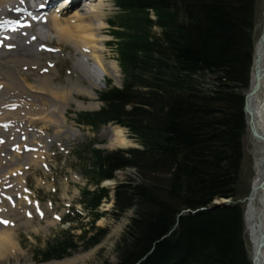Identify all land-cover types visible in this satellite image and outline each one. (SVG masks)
<instances>
[{"label":"trees","instance_id":"obj_1","mask_svg":"<svg viewBox=\"0 0 264 264\" xmlns=\"http://www.w3.org/2000/svg\"><path fill=\"white\" fill-rule=\"evenodd\" d=\"M114 1L121 14L109 24L122 85L107 87L100 110L77 121L93 128L116 124L141 148L78 149L86 156L83 174L95 186L82 193L89 229L49 249L42 261L60 260L80 243L97 245L105 231L94 223L109 192L98 184L131 169L135 178L113 191L116 217L132 212L115 247L116 264H250L241 207L209 206L241 194L255 0ZM200 208L206 210L177 221Z\"/></svg>","mask_w":264,"mask_h":264},{"label":"bare ground","instance_id":"obj_2","mask_svg":"<svg viewBox=\"0 0 264 264\" xmlns=\"http://www.w3.org/2000/svg\"><path fill=\"white\" fill-rule=\"evenodd\" d=\"M54 1L56 0H47V3L50 4ZM110 1L71 0L69 3L73 7L67 11L65 9L61 15L58 16L57 10H54L48 16L41 17L48 20L45 26L41 25L42 28L40 27L45 32L38 31L36 33L35 29L26 35L21 34L20 38L16 36L15 42L2 44L4 49L0 48V138H4V143L0 145V196L5 194L16 201L22 195L25 196L23 190L27 183V171L33 167H40L44 161L45 152L41 143H46L48 139L45 138L44 131L50 129L51 125H55L59 126L56 127L54 133L55 138L62 135L73 136L74 133L71 131L62 130L66 119L65 106L68 102L75 103L78 109L95 106L94 104L85 106L82 102H76L73 94L84 95L91 99L94 94L84 85V81L93 89H97L101 82L98 73L86 67L82 68V64L78 62L75 63L78 75L73 81L68 78L65 86L55 83L56 72L51 68V65H49L51 74H39L35 82H30L24 74H21V70L33 69L39 64V58L44 49L43 44L46 43L43 38L47 37L42 34L52 33L58 44L71 45L83 59L89 60L97 66L102 74H106L109 68L118 71L114 62L106 63L104 56L106 37L102 35V31L107 25L103 19L106 9L110 6ZM26 4V0L23 2L22 0H0V18L14 16L13 11L26 7ZM26 8L30 9L28 6ZM59 8L60 6L57 7V9ZM10 44H16L17 48L22 47L23 53L15 51V54H10L12 52H7L5 47ZM263 64L264 48L258 45L253 55L251 89L259 87L246 111L247 156L252 160L254 169V175L250 182L252 211L246 231L253 247L260 248L262 243L263 247L261 246L260 252L264 255V191L259 182L261 164L264 161ZM105 133L109 137L108 147L124 148L127 146L121 129L112 128ZM23 136L24 140L21 139ZM25 146L31 147L27 153L22 151ZM12 147H14L13 151H11ZM19 172L22 173L21 176L18 175ZM106 184L110 185V182ZM24 198L14 205L0 197V220L8 221L7 224L0 223V264H10L14 259L21 257V249L15 241L17 227L23 224L29 225L31 220L39 221V218L34 219L30 215L23 204L20 208V202L28 201V197ZM33 230L36 231V229ZM83 259L84 256H80L51 264H76Z\"/></svg>","mask_w":264,"mask_h":264},{"label":"rangeland","instance_id":"obj_3","mask_svg":"<svg viewBox=\"0 0 264 264\" xmlns=\"http://www.w3.org/2000/svg\"><path fill=\"white\" fill-rule=\"evenodd\" d=\"M109 5L110 6L106 9L103 19L107 25L102 31V35H105L106 37L104 56L106 58V63L112 64V62H114L118 71L117 69L111 70L109 68L104 76L103 82L98 84L97 89L89 87V84L84 81V85L89 91L93 92V98L89 99L84 95L73 94L76 102H82L85 106H88V104L95 105L87 109H78L75 103H67L65 106L66 119L62 130L71 131L74 133L73 136L62 135L58 138H54L53 135L56 131V127H59L55 125H51L50 129L45 130V134L49 137L48 141H50V143H44L46 147L48 146L46 148L47 154L44 162L45 166L44 168L33 167L27 172V186L31 191L32 199L38 200L39 209L44 217L39 218L38 222L36 220H31L29 225L23 224L17 227L15 231V241L21 249L22 254L20 258L14 259L10 264H51L66 259H74L75 257L80 256H84V259L76 264H116L118 262L115 247L129 223L132 212L129 211L119 218L116 217L113 209V192H110V199H108V201H103L98 210L103 217L95 223V227H98L105 232L97 245L89 247L88 249H83L85 242L80 243L78 244L76 251L71 252L68 256H65L60 260L42 261L43 255L47 253L49 249L63 243L65 239H75L81 234L82 229L87 231L89 229V221L91 219L89 216H86L80 203L82 189L86 188L88 183L80 173L81 162L76 160L71 149L76 145H84L88 142H94L95 148L105 151L126 150L128 148L139 147L138 143L130 137V134L125 129L119 128L127 141V146L124 148L108 147L109 137L105 132L116 126H107L101 128L99 131H94L83 126H78L76 122L75 115L78 113L95 112L100 108L101 104L98 101L97 93L105 89L106 82L109 81L110 85L115 87H120L121 85V72L116 61V53L114 47L108 45L109 42L113 41V38L110 36L111 30L107 21L116 15L117 9L114 6L113 0L109 2ZM263 26L264 0H255V41L258 40L263 30ZM40 31L45 32L44 30ZM155 31L157 32V30ZM42 35L47 36L46 38H43L46 45L58 52L53 55L48 54V52L47 54L43 53L39 58V64L36 69L26 68L21 70V74H24L30 82H35L41 72V68L46 67V62L49 61L54 64L53 70L56 72V75H54L55 83H60L65 86L68 78L73 81L75 80V76L78 75L75 63L78 62L81 64L82 56L74 51L71 45L67 43L58 44L52 33ZM15 50H17L18 53H23V48H16ZM15 50L10 54H15ZM84 67L91 71H100L98 67L91 62L85 65L83 64L82 68ZM47 74H51V71ZM204 79L206 80L205 83L207 85L210 78L206 77ZM245 133L246 132H244L242 137L243 161L241 164L239 187L242 196L240 195V200L248 195L250 181L254 172L252 160L247 156ZM82 158L86 159V156L82 155ZM134 176L132 170L121 171L115 174V179L110 183L116 185L118 182L125 180L126 177L133 179L135 178ZM103 185L105 184L103 183L100 186ZM105 188L112 191L114 186H105ZM89 189H92V187L90 186ZM27 209L32 208L28 207ZM30 212L34 219H36L35 211H33L34 213L32 211ZM53 215L57 216L58 219L54 220ZM77 215L80 217L78 220H76ZM19 217L22 219L21 216ZM72 220H74V223H65L66 221ZM33 229H36V231ZM245 238L248 242L247 249L250 251V248L253 247V245L246 229Z\"/></svg>","mask_w":264,"mask_h":264},{"label":"water","instance_id":"obj_4","mask_svg":"<svg viewBox=\"0 0 264 264\" xmlns=\"http://www.w3.org/2000/svg\"><path fill=\"white\" fill-rule=\"evenodd\" d=\"M258 44L264 48L263 35L261 36ZM262 73L264 74V64H263V68H262ZM258 87L259 86H256L252 90L251 89V80H250L248 93L244 97L243 113H244L245 120L247 118L246 111L249 108L250 102L253 98V95H255V91L258 89ZM245 124H246V122H245ZM246 130H247V126H246ZM259 182H260L261 188L264 191V161H263V164H261V174L259 175ZM251 202H252V198L249 195V197L246 199V209L244 211V223L246 226H247V224L250 223V212L252 211ZM221 206H225V203L217 204L216 208L221 207ZM261 246H262V243L260 244V248L258 246L251 247V249H252L251 250L252 251L251 263L252 264H264V255L260 252ZM146 257H147V255L144 258H142L139 262L143 261Z\"/></svg>","mask_w":264,"mask_h":264},{"label":"snow or ice","instance_id":"obj_5","mask_svg":"<svg viewBox=\"0 0 264 264\" xmlns=\"http://www.w3.org/2000/svg\"><path fill=\"white\" fill-rule=\"evenodd\" d=\"M22 2H23V0H22ZM0 223L7 224V223H8V221H3V220H0Z\"/></svg>","mask_w":264,"mask_h":264}]
</instances>
